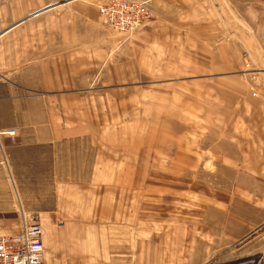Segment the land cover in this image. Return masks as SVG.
Segmentation results:
<instances>
[{
    "label": "rangeland",
    "instance_id": "obj_1",
    "mask_svg": "<svg viewBox=\"0 0 264 264\" xmlns=\"http://www.w3.org/2000/svg\"><path fill=\"white\" fill-rule=\"evenodd\" d=\"M185 1L192 24L178 27L173 12L148 1L151 16L131 33L99 13L113 54L98 39V64L83 66V81L35 91L26 74L19 85L0 70V225L16 235L38 217L45 236L48 227L82 234L62 261L47 242L48 264H81L79 253L92 264L160 256L157 264H264V255L206 256L228 236L217 213L224 223L237 192L245 199L246 160L264 155L248 131L264 124V107H255L264 91V0ZM156 22L173 35H143ZM185 32L208 46L193 35L176 41Z\"/></svg>",
    "mask_w": 264,
    "mask_h": 264
},
{
    "label": "crops",
    "instance_id": "obj_2",
    "mask_svg": "<svg viewBox=\"0 0 264 264\" xmlns=\"http://www.w3.org/2000/svg\"><path fill=\"white\" fill-rule=\"evenodd\" d=\"M64 1L65 3H61ZM143 1L152 3L156 10H168L169 15L173 12L174 15L169 17L172 26L192 24L190 18L184 15L189 9V3L185 0L184 3H181L180 0ZM96 3L97 0H0V70L7 72L12 77L13 84L19 85L24 83L20 80L21 75L26 74L27 82L34 86L35 91L40 90L42 84L45 89H53V87L57 88L60 82L83 81L85 79L82 74L84 73L83 66L93 62L98 64L97 60L100 55L98 39H106L105 49L102 45L106 57H109V51L111 55L113 54V43L109 39L110 47L108 49L107 40L108 35L110 38L112 37L111 30L99 20V6ZM176 10L178 11L175 12ZM180 13L184 17H181ZM163 27L166 26L161 22L145 25L142 33L154 36L159 32H167L169 35H173V28L163 30ZM190 33L191 35L187 32L176 35V41L178 39L180 41L189 40L192 35L194 36L193 32ZM99 34L102 36L99 37ZM194 37L204 44L205 40L202 36L195 34ZM160 39H163L161 34ZM205 42V45L208 46V41ZM64 67H66L65 70ZM257 97L255 102H258L255 103V107L263 108L264 91L258 93ZM248 131L256 133L254 141L258 145L257 147L264 151V124L257 122L255 125H251ZM241 178L244 182H251L241 187L244 190L245 199L242 200L241 196H238L239 193H242L237 192L230 206L229 217L224 223L222 222V213H217L221 223L217 229L225 230L228 232V236L222 240L220 245H217L218 251L213 245V250H208L206 255L208 258L217 257L221 263L237 262L250 256L264 255V155L248 158L246 160V175ZM147 208L152 209L150 206ZM137 212H139L138 209ZM137 214L139 215V213ZM99 222L94 221V223ZM75 224L71 223V225ZM5 226V223L0 225V236L12 235L6 234ZM48 232L51 237L45 236L44 231L45 245L47 242L53 244L52 249L49 250L51 252L49 256H53L59 261H62V258L66 256L65 253L69 247H74L76 242L79 243L80 240L79 238L75 240L76 237L82 236V234L70 232L58 235L54 230H51V227H48ZM247 238L248 240L241 247L236 244V242L244 241ZM95 246L99 250L101 249L98 244ZM151 246L156 252V247ZM77 259L81 264H92L85 262L81 253L76 256L75 261ZM162 259V256L155 257L151 262L149 258L146 259V262H143L144 259H139L136 264H157ZM45 264H48L46 260ZM53 264L56 263L53 262Z\"/></svg>",
    "mask_w": 264,
    "mask_h": 264
},
{
    "label": "built area",
    "instance_id": "obj_3",
    "mask_svg": "<svg viewBox=\"0 0 264 264\" xmlns=\"http://www.w3.org/2000/svg\"><path fill=\"white\" fill-rule=\"evenodd\" d=\"M100 17L112 30H138L151 16L149 5L131 0H111L99 7ZM44 226L38 217L22 222L16 235L0 236V264H45Z\"/></svg>",
    "mask_w": 264,
    "mask_h": 264
}]
</instances>
